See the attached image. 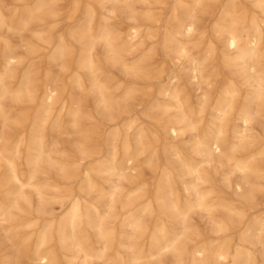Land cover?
Listing matches in <instances>:
<instances>
[{
    "label": "clouds",
    "instance_id": "1",
    "mask_svg": "<svg viewBox=\"0 0 264 264\" xmlns=\"http://www.w3.org/2000/svg\"><path fill=\"white\" fill-rule=\"evenodd\" d=\"M0 264H264V0H0Z\"/></svg>",
    "mask_w": 264,
    "mask_h": 264
}]
</instances>
